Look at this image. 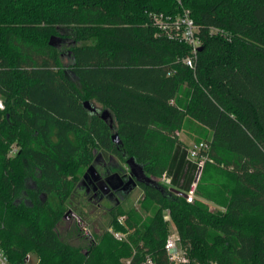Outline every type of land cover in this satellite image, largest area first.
<instances>
[{
	"label": "trees",
	"instance_id": "1",
	"mask_svg": "<svg viewBox=\"0 0 264 264\" xmlns=\"http://www.w3.org/2000/svg\"><path fill=\"white\" fill-rule=\"evenodd\" d=\"M181 8L199 27L194 68L150 17ZM0 95V248L12 264L28 252L35 264H170L164 210L181 264H264V0H0ZM91 98L112 129L83 107ZM186 118L207 145L191 202L178 192L183 164L194 169L177 134ZM97 149L152 179L138 183L148 214L115 205L124 239L76 228L71 242L58 224ZM171 170V185L155 180Z\"/></svg>",
	"mask_w": 264,
	"mask_h": 264
},
{
	"label": "rangeland",
	"instance_id": "2",
	"mask_svg": "<svg viewBox=\"0 0 264 264\" xmlns=\"http://www.w3.org/2000/svg\"><path fill=\"white\" fill-rule=\"evenodd\" d=\"M91 100L99 108L104 107L100 103H98L94 98H91ZM103 124L104 123L102 122V125ZM113 133L114 132L112 131L111 135ZM200 133H201V127H199L197 123L190 118H186L185 122L182 125L181 130L179 131V133H177L182 147H185V149H187L185 160H188L190 161L191 164H194V169L193 168L190 169L189 167L187 169L185 167L186 164H183L184 166H182L183 167L182 172L179 175L178 179L179 180L182 179L183 181L182 188L184 189H186L187 186L189 187L190 183L192 182V179L194 178L195 175V167H196L194 163L195 159L189 155L188 150L192 148L194 143H196V141L200 137ZM94 151H95V158L100 155L106 161V165L110 173L108 175L111 174L113 175L115 173L120 175L122 173H125L126 175H128L129 169L125 162L126 158L122 160L117 156L113 155L112 153L108 151H103L101 149H97ZM9 156H13V155H9ZM95 158L89 166H86L84 168L83 173L88 172L87 171L88 167L90 166L92 167L93 165L94 167H96V169H98L97 168L98 166L94 163ZM172 172L173 171L171 170L170 174H167L169 181L163 182L166 185H171L170 181L173 176ZM183 174H185V176H183ZM190 176L191 178L189 180ZM110 190L112 191L113 188ZM142 198H143V190L139 185H136L128 193H123V192L117 193L114 190L111 196H109L106 194L103 195L102 191L100 190L93 191L92 189H90V191H86L85 186L81 183L80 180V182L78 183L76 189L72 194V197L66 202V209L62 213L63 216L58 224V230L60 231L62 237H64L65 239L66 238L69 239L68 238L70 237L69 235H71V232L76 230V228L80 230V232L83 235L89 236L91 238L93 237L96 238L97 236L103 234L106 231L110 233V230H113L114 226L110 224L111 217L110 214L108 213V210L115 205H119V207L123 209L124 212H127L132 208H135L138 210L142 218L145 219L148 213L141 210L140 208V200ZM69 210L72 211L74 214H76L80 219L78 220L77 216L75 218L73 214H69V213L66 216V213ZM125 216H126L125 213L123 215L118 216V221L123 222ZM163 217L167 223V228H168L167 236L172 235L174 238H176L177 233L173 223L169 218V214L167 210L163 211ZM69 241L71 240L69 239ZM178 246L180 247L179 244ZM26 255H29L28 263L35 264L37 260L36 255L32 252H28ZM122 261L127 263L128 260L122 259Z\"/></svg>",
	"mask_w": 264,
	"mask_h": 264
},
{
	"label": "built area",
	"instance_id": "3",
	"mask_svg": "<svg viewBox=\"0 0 264 264\" xmlns=\"http://www.w3.org/2000/svg\"><path fill=\"white\" fill-rule=\"evenodd\" d=\"M179 5H181V0H176ZM152 24L158 27L159 33L163 34L167 39L173 40L176 42H181L189 47V54L182 58V62L189 68L195 67V60L198 53V48L201 46V40L199 36V27L195 24L194 20L191 18L190 13L187 9L181 8L180 12L176 14H164L162 12H154L150 14ZM210 34L220 35L226 37V33L218 28H210ZM4 109V101L0 95V110ZM207 145L205 142L200 141L194 143L192 148H190L189 155L195 159V175L192 179L187 190L184 191V197L188 202L193 201L195 196V188L197 181L200 176L201 168L203 162L206 159L205 155H200V152L206 151ZM17 147L12 145L8 151L9 155H13ZM159 182L169 181L166 174L162 177L155 179ZM112 235L118 239L122 240L125 238V235L120 232L110 230ZM177 237L174 238L172 235L167 236L164 243V249L168 256L170 264H181L187 261V258L182 253L181 248L177 244ZM29 255H26L24 262L22 264H29ZM128 263V261H127ZM0 264H12L9 261L8 257L4 251L0 248ZM142 264H154L150 256H145V259Z\"/></svg>",
	"mask_w": 264,
	"mask_h": 264
},
{
	"label": "flooded vegetation",
	"instance_id": "4",
	"mask_svg": "<svg viewBox=\"0 0 264 264\" xmlns=\"http://www.w3.org/2000/svg\"><path fill=\"white\" fill-rule=\"evenodd\" d=\"M97 114L99 115V112ZM94 163L98 166V169H96V167H94L93 165L88 172H85L82 175L81 178V183L85 186L86 191H90V189H92L93 191L100 190L102 191L103 195L106 194L109 196H111L114 190L117 193L123 192L122 188L127 182L130 175L129 166L127 165L129 169L128 175H126L125 173H122L121 175L116 173L113 175H108L110 173L107 168L106 161L102 156H97ZM133 179L136 181V178L134 176ZM136 183L138 185L139 181H136ZM112 188L113 190L111 191L110 189ZM73 215L76 218L77 215Z\"/></svg>",
	"mask_w": 264,
	"mask_h": 264
},
{
	"label": "water",
	"instance_id": "5",
	"mask_svg": "<svg viewBox=\"0 0 264 264\" xmlns=\"http://www.w3.org/2000/svg\"><path fill=\"white\" fill-rule=\"evenodd\" d=\"M49 43L50 44H55V41L53 39H51L49 41ZM198 50H201V46L198 48ZM82 105H83V107L86 110H88V112L90 114H93V113L97 114L99 112V117L103 121L107 122L109 124V128L112 129V121L113 120H112L111 113L109 112L108 109H101L98 106H96L94 104V102H92L91 100H88V99L84 100L82 102ZM111 139L114 142H117V140H118L117 134L113 133L111 135ZM126 164L129 166L130 175H129V178H128L127 182L125 183V185L122 188L123 193H128L132 188H134L137 185L136 181L143 182V181L151 179V178L146 177L144 175V172H143L142 168L135 162V160L132 157L126 159ZM90 168H91V166L88 167L87 171H89ZM133 176L136 178V181L133 179ZM178 192L182 196L185 195L183 191H178ZM68 213L69 214H74L72 211L69 210V211H67L66 216H67ZM77 219L79 220L80 218L77 216Z\"/></svg>",
	"mask_w": 264,
	"mask_h": 264
},
{
	"label": "crops",
	"instance_id": "6",
	"mask_svg": "<svg viewBox=\"0 0 264 264\" xmlns=\"http://www.w3.org/2000/svg\"><path fill=\"white\" fill-rule=\"evenodd\" d=\"M198 125V124H197ZM199 126V125H198ZM200 127V126H199ZM179 133V132H178ZM187 150V149H186ZM210 204V206H212V207H215V205L214 204H212V203H209Z\"/></svg>",
	"mask_w": 264,
	"mask_h": 264
}]
</instances>
